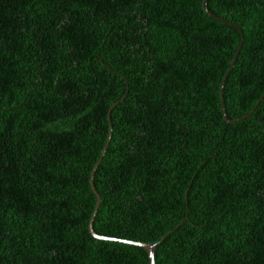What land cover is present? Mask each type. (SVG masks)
Instances as JSON below:
<instances>
[{"label": "trees", "instance_id": "trees-1", "mask_svg": "<svg viewBox=\"0 0 264 264\" xmlns=\"http://www.w3.org/2000/svg\"><path fill=\"white\" fill-rule=\"evenodd\" d=\"M0 0V264H264V0ZM125 80L122 79V78ZM227 124L221 112L223 82Z\"/></svg>", "mask_w": 264, "mask_h": 264}, {"label": "water", "instance_id": "water-1", "mask_svg": "<svg viewBox=\"0 0 264 264\" xmlns=\"http://www.w3.org/2000/svg\"><path fill=\"white\" fill-rule=\"evenodd\" d=\"M207 1H208V0H203V2H202V9H203V11H204V12H205L210 18L214 19L215 21H217V22H219V23H222V24H224V25H226V26H229V27L235 29V30L238 32V34H239V38H240V39H239V43H238V46H237L236 51H235V53H234V56H233V58H232V60H231L230 66H229V68H228V70H227V72H226V75H227L229 72H231V70L233 69V67H234V65H235V63H236V61H237L238 54H239L240 49H241V47H242L243 33H242L241 29L238 28L235 24H233V23H231V22H228V21H226V20H224V19H221V18L215 16L213 13H211V12L208 10L207 6H206ZM121 78H122V77H121ZM122 79H123V78H122ZM123 80H124V79H123ZM124 82H125V80H124ZM223 84H224V80H223V82L220 83V86H219V95H220V103H221V107H220V108H221V112H222V115H223V119H224V121H225L227 124H234V123H236V122H238V121H240V120H243V119L249 117V114H250V113L247 114V115H244V116H242V117H240V118H238V119H229V118L226 116V113H225V105H224V100H223V93H222ZM126 88H127V87H126V83H125V91H124V95H123L118 101H120L122 98H124V97L126 96ZM118 101H117V102H118ZM117 102H116V103H117ZM116 103H114V104H116ZM114 104L110 107V109H109L108 112H107V120H108V126H109V132H108V135H107V139H106L105 144H104V147H103V149H102V151H101L100 157H99L98 161L96 162V164L94 165V167H93V169H92V171H91V173H90V181H89V184H90V188H91V190H92V192H93V194H94V196H95V198H96V202H95V205H94L93 213H92L91 217L89 218V226H88V229H89L90 234H91L95 239H97V240H99V241H112V242L122 243V244L131 245V246H135V247H139V248L144 249V250L146 251V253H147L148 263H149V264H155V263H154V251H155L157 245L160 244L162 241H164V240H165V239H166L171 233H173V232L177 229V227L174 228V229H172L169 233H166V234H165V235H164V236H163L158 242H156V243H141V242H136V241H131V240H125V239H120V238H113V237L102 236V235H98V234H96V233L93 231V229H92V222H93V219H94L95 214L97 213V210H98L99 205H100V203H101V199H100L98 193L96 192V190H95V188H94V184H93V176H94V173H95L96 168L98 167V165H99L101 159L103 158V156H104V154H105V152H106V150H107V147H108V144H109V141H110L111 130H110V123H109V121H110V120H109V113H110L111 108H113Z\"/></svg>", "mask_w": 264, "mask_h": 264}]
</instances>
